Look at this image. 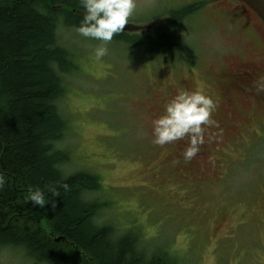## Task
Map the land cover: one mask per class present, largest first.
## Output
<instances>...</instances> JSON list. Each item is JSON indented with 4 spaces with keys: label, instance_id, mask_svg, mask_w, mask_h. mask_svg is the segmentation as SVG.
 <instances>
[{
    "label": "rangeland",
    "instance_id": "rangeland-1",
    "mask_svg": "<svg viewBox=\"0 0 264 264\" xmlns=\"http://www.w3.org/2000/svg\"><path fill=\"white\" fill-rule=\"evenodd\" d=\"M245 0H136L125 28L158 39L173 23V39L191 58L58 28V43L76 70L61 75L56 105L66 130L55 149L68 153L65 174L98 178L92 194L105 208L97 224L115 238L129 235L146 256L173 264H264V91L248 100L229 89L233 64L255 63L264 76V7ZM190 6L192 11L183 12ZM187 58V59H186ZM264 85V81L261 82ZM198 87L216 103L200 153L186 161L187 137L153 143V121L180 90ZM229 98V100H228ZM0 264H38L0 248Z\"/></svg>",
    "mask_w": 264,
    "mask_h": 264
},
{
    "label": "trees",
    "instance_id": "trees-1",
    "mask_svg": "<svg viewBox=\"0 0 264 264\" xmlns=\"http://www.w3.org/2000/svg\"><path fill=\"white\" fill-rule=\"evenodd\" d=\"M83 15L79 0H0V174L6 177L0 248L18 249L38 264H173L163 254L146 258L133 237L115 238L110 226L97 224L105 204L91 196L100 190L96 176L63 172L69 156L55 143L66 122L56 103L64 92L61 75L76 66L58 43V28L75 30ZM172 28L173 23L159 24L155 42L125 29L113 41L190 59ZM36 189L44 191L43 208L28 199Z\"/></svg>",
    "mask_w": 264,
    "mask_h": 264
},
{
    "label": "clouds",
    "instance_id": "clouds-1",
    "mask_svg": "<svg viewBox=\"0 0 264 264\" xmlns=\"http://www.w3.org/2000/svg\"><path fill=\"white\" fill-rule=\"evenodd\" d=\"M84 9L83 19L75 31L82 37L100 41L95 49V59L101 60L108 54L107 44L113 37L122 33L136 9V0H79ZM264 91V85L261 86ZM216 108L215 101L205 95L204 89L195 91L180 90L166 105L164 114L153 121V143L164 146L176 141L188 139L183 152L186 161H191L200 152L205 143V132L208 126L215 124L212 113ZM6 177L0 174V189L4 187ZM62 187L69 190L67 184ZM49 192L59 196L56 188ZM28 199L34 207L46 206L42 189L29 193Z\"/></svg>",
    "mask_w": 264,
    "mask_h": 264
},
{
    "label": "flooded vegetation",
    "instance_id": "flooded-vegetation-1",
    "mask_svg": "<svg viewBox=\"0 0 264 264\" xmlns=\"http://www.w3.org/2000/svg\"><path fill=\"white\" fill-rule=\"evenodd\" d=\"M250 1H257V3L262 1V6L264 7V0H245V6L251 7V4L249 3ZM256 66L255 63H235L226 74V77L231 80V83L228 85L229 89L239 92L246 98L245 100H248L251 97L254 98L258 93H261V82L264 81V76L261 77L259 75Z\"/></svg>",
    "mask_w": 264,
    "mask_h": 264
},
{
    "label": "water",
    "instance_id": "water-1",
    "mask_svg": "<svg viewBox=\"0 0 264 264\" xmlns=\"http://www.w3.org/2000/svg\"><path fill=\"white\" fill-rule=\"evenodd\" d=\"M60 239H57L56 241H59Z\"/></svg>",
    "mask_w": 264,
    "mask_h": 264
},
{
    "label": "bare ground",
    "instance_id": "bare-ground-1",
    "mask_svg": "<svg viewBox=\"0 0 264 264\" xmlns=\"http://www.w3.org/2000/svg\"><path fill=\"white\" fill-rule=\"evenodd\" d=\"M57 239H55V241H56ZM56 242H58V241H56Z\"/></svg>",
    "mask_w": 264,
    "mask_h": 264
}]
</instances>
